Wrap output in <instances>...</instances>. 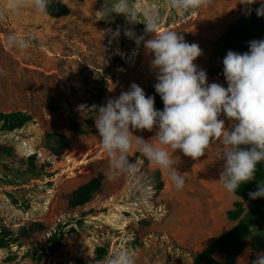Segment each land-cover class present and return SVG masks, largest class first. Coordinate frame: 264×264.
I'll return each instance as SVG.
<instances>
[{"label":"rangeland","instance_id":"374dc122","mask_svg":"<svg viewBox=\"0 0 264 264\" xmlns=\"http://www.w3.org/2000/svg\"><path fill=\"white\" fill-rule=\"evenodd\" d=\"M58 1L70 7L68 16L38 13L30 3L13 11L9 0H0V112L23 111L34 118L20 130L0 133V231L5 226L19 238L0 247V264H104L124 249L135 253V264H202L196 254L229 229L227 211L236 201L244 202L246 212L251 208L218 182L224 163L217 160L219 145H212L208 154L196 160L179 150L175 153L180 173L186 176L179 191L170 175L134 146L129 159L136 163L137 172L109 180L110 162L100 145L96 112L81 113L78 106L104 105L133 82L144 92L154 86L152 54L143 42L137 45L124 32L132 30L145 40L154 34L145 33L143 23H130L123 14L105 18L98 12L104 2L110 10L115 0ZM130 3L140 20L145 9L158 8L161 30H175L186 42L197 43L202 55L194 63L206 70L209 83L227 87L225 78L212 70L222 66L221 42L246 13L239 0H212L186 14L171 8L168 0ZM117 27L120 35L113 38L106 30L114 32ZM11 34L29 39V47H10ZM112 85L114 90L109 91ZM100 88L106 92L98 102ZM220 118L230 126L225 116ZM133 134L149 140L155 130ZM212 161L219 166L210 168ZM157 171L162 189L154 178ZM99 175L102 186L92 199L71 207L70 195ZM215 192H219V205L211 209ZM177 196L194 199L195 206L175 203ZM53 234L60 245L51 253L50 246L58 242L49 243ZM98 248L106 252L102 257ZM260 253L264 254V217L248 234L242 256L252 264ZM217 258L225 260L222 255Z\"/></svg>","mask_w":264,"mask_h":264},{"label":"clouds","instance_id":"9594fccd","mask_svg":"<svg viewBox=\"0 0 264 264\" xmlns=\"http://www.w3.org/2000/svg\"><path fill=\"white\" fill-rule=\"evenodd\" d=\"M212 0H168V5L182 14L210 4ZM30 3L41 14H46L50 0H9L13 11ZM250 13L249 7L257 0H239ZM109 17L123 14L130 23H143L145 33L154 34L151 39L136 36L132 30L124 35L144 44L152 54L151 68L156 72L154 88L163 101V110L155 108V98L146 96L144 89L135 82L119 96L106 100L104 105H79L78 111L96 112L94 117L100 145L109 158V180L120 175H133L137 165L130 161L133 143L149 162L170 173L175 190H182L185 173L175 167L179 150L194 160L205 156L212 145L218 144L217 160L223 161L218 182L232 197L239 187L256 179L257 165L264 162V39L249 41V51L237 53L229 50L223 58V76L227 87L209 83L207 72L194 63L202 55L197 43L186 42L175 30H161L158 8L145 9L143 20L130 0H115L109 7L104 2L101 11ZM257 16H264V2L256 9ZM120 35V28L113 32ZM10 47L21 50L29 47V39L11 34L7 37ZM123 71V69H120ZM114 86L109 87V91ZM225 116L231 122L225 126ZM135 130H155L149 140L134 135ZM155 141V142H154ZM159 145V146H158ZM250 199L264 197V182L256 191L248 193ZM104 264H135L131 249L118 250ZM252 264H264V254H257Z\"/></svg>","mask_w":264,"mask_h":264},{"label":"trees","instance_id":"16d2710c","mask_svg":"<svg viewBox=\"0 0 264 264\" xmlns=\"http://www.w3.org/2000/svg\"><path fill=\"white\" fill-rule=\"evenodd\" d=\"M261 3H257L251 7L250 13L246 12L240 20L229 29L224 40L221 42L219 49L221 54L218 58L222 61L220 68L212 70L213 74L224 78L223 76V58L229 50L242 52L249 48V41L259 40L264 32V16H257L256 9L260 7ZM71 10L68 5L58 0H50L47 13L53 18H61L68 16ZM106 88H100L96 100L100 102ZM146 96H153L155 98V108L163 110V101L159 94L156 93L154 86L149 87L145 91ZM49 105L52 111L55 110L53 98L49 97ZM33 116L23 111L0 112V133H11L16 130L22 129L25 125L33 121ZM61 137V136H59ZM67 147V140L62 136ZM159 180L157 187L162 189L163 182L161 179V172L157 171L154 177ZM103 176L99 175L91 179L84 185L76 189L69 198V205L73 208L87 204L101 188ZM259 182H264V162L257 165L256 179L253 181L242 184L237 190V197L243 199L251 207L248 212L244 202L236 201L233 209L227 211L228 219L237 221V224L219 236L212 243H210L204 250L196 254V260L202 264H235L238 257L244 252L245 240L250 233L251 229L262 220L264 217V197L257 199H250L248 193L256 191ZM19 241L18 236L14 234L7 227L3 226L0 231V247L15 244ZM58 241V242H56ZM56 242V243H55ZM49 243H55L50 246L49 250L54 253L58 250L60 245L59 239L56 235L49 238ZM99 256L102 257L106 252L102 248L97 249ZM222 255L225 260L222 261L216 257ZM83 264V263H81Z\"/></svg>","mask_w":264,"mask_h":264},{"label":"crops","instance_id":"0c3cea01","mask_svg":"<svg viewBox=\"0 0 264 264\" xmlns=\"http://www.w3.org/2000/svg\"><path fill=\"white\" fill-rule=\"evenodd\" d=\"M155 142V141H154ZM133 146L134 147H136L135 146V144L133 143ZM132 146V147H133ZM132 150V149H131ZM136 150V148H134V151ZM177 152H179L178 150H177ZM177 152H175L176 154H177ZM173 154L174 156L176 155V154ZM132 153L130 152V154L129 155H131ZM176 157V156H175ZM179 162V161H178ZM210 168H214V166H219V163L217 162V161H212V162H210ZM176 168H177V170L180 172L181 171V169H180V165H179V163H177V165L175 166ZM163 173H166L167 172V174H169L170 175V173H169V171H165V170H161ZM235 197H237V196H235ZM174 199V196H173V198H172V201H174L173 200ZM219 199H220V197H219V192H215V194H214V199L211 201V203H210V205H211V209H213V208H216L218 205H219ZM188 202L189 204H191V205H193V206H195V200L193 199H191V200H186L185 198H183V197H180V196H177V198H175V203H185V202ZM231 220L230 221H228L227 222V226H229V229L227 230V231H229L230 229H232L235 225L234 224H231ZM218 228V224H214L213 225V229H217ZM226 231V232H227ZM225 232V233H226ZM224 234V233H223ZM221 236V235H220ZM219 237V236H218ZM218 237H216L215 239H217ZM215 239H213V240H211V241H209L207 244H206V246L202 249V250H204L210 243H212ZM202 250H200L199 252H201ZM216 257H217V255H216ZM235 264H248V259L246 258V257H243L242 256V254L238 257V259H237V261H236V263Z\"/></svg>","mask_w":264,"mask_h":264}]
</instances>
